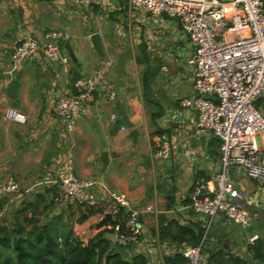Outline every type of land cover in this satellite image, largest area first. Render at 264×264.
<instances>
[{
	"label": "crops",
	"instance_id": "1",
	"mask_svg": "<svg viewBox=\"0 0 264 264\" xmlns=\"http://www.w3.org/2000/svg\"><path fill=\"white\" fill-rule=\"evenodd\" d=\"M71 5L67 0H0V177L18 185L13 198L0 201V212L14 201L13 215L29 204V215L36 213L42 221L61 215L83 243L105 232L104 237L115 244L114 231L109 232L112 222L103 220L111 203L109 192L122 193L141 210L143 241L119 252L128 260L142 255L147 264H163L164 257L181 254L192 245L178 244L170 235H177L180 228L203 234L204 220L188 208L190 195L195 186L212 182L219 168L218 138L196 134L193 110L181 105L195 96L189 64L192 45L175 19L146 13L127 0H99L92 7L76 6L79 14L69 18L73 21L64 29L71 51L64 48L67 65L47 64L39 56L13 69L8 54L15 44L24 36L58 28L59 15L68 20ZM93 33L99 34L103 45L102 66L90 41ZM96 69H104L108 85L83 105L80 117L67 130L55 116V102L72 91L77 78ZM11 82L17 84L13 96L7 91ZM112 89L115 99L109 100ZM8 108L23 112L25 122L6 120ZM133 130L135 141L130 137ZM159 135L171 142L167 158L156 156ZM69 164L78 178L95 181L97 206L60 197L53 180ZM232 174L247 201L246 211L253 220L259 218L264 185L242 170ZM263 221L243 233L220 218L211 227L205 248L215 245V251L219 247L226 251V245L245 259L249 239L261 237L256 233L263 231ZM204 254L207 260L209 252Z\"/></svg>",
	"mask_w": 264,
	"mask_h": 264
},
{
	"label": "built area",
	"instance_id": "2",
	"mask_svg": "<svg viewBox=\"0 0 264 264\" xmlns=\"http://www.w3.org/2000/svg\"><path fill=\"white\" fill-rule=\"evenodd\" d=\"M74 6L92 7L99 0H67ZM129 6L155 16L177 20L192 45L189 64L192 67L193 98L181 105L194 112L196 134L211 133L219 141V168L212 182L195 186L188 208L204 220L200 240L184 247L183 264H205L203 251L214 222L222 218L228 224L247 230L252 216L244 208L245 197L233 180L234 170L264 185V7L261 0H127ZM69 36L64 31L45 30L38 36L21 38L8 54L13 69L41 56L47 64L67 65L63 53ZM104 69L77 78L72 91L60 96L54 106L58 122L71 130L80 117L84 104L107 87ZM214 96L215 100L203 96ZM115 99L114 90L107 93ZM6 120L23 123L26 115L8 108ZM113 118V117H111ZM156 156L167 158L171 142L165 135L155 140ZM70 163V162H69ZM62 199L95 207L94 180L75 176L69 164L65 172L53 180ZM18 192L11 179L0 177V201ZM107 213L113 222L122 212L125 227L114 226V242L118 247L140 246L143 232L138 223L141 210L133 207L125 194L109 192ZM247 202V201H246ZM254 237L249 239L252 244Z\"/></svg>",
	"mask_w": 264,
	"mask_h": 264
},
{
	"label": "trees",
	"instance_id": "3",
	"mask_svg": "<svg viewBox=\"0 0 264 264\" xmlns=\"http://www.w3.org/2000/svg\"><path fill=\"white\" fill-rule=\"evenodd\" d=\"M32 205L24 206L17 210L12 217L10 225L0 224V264H147L142 255L128 258L123 256L116 244L104 237L105 232H100L86 243L81 242L71 230L69 224L62 221L61 215H56L49 220H40L36 213L29 215L27 210ZM46 209V208H45ZM82 220V219H80ZM124 230L125 215L122 210L111 223ZM189 234V238L182 235ZM159 235V239L163 236ZM202 235H195L187 229L180 228L177 235H170L172 241L178 244L184 241L197 243ZM220 248L209 251L205 264H212L216 259L217 264H264V239L256 238L248 244L250 263L229 250ZM227 254V258H225ZM186 261L182 254L164 257L163 264H183Z\"/></svg>",
	"mask_w": 264,
	"mask_h": 264
},
{
	"label": "rangeland",
	"instance_id": "4",
	"mask_svg": "<svg viewBox=\"0 0 264 264\" xmlns=\"http://www.w3.org/2000/svg\"><path fill=\"white\" fill-rule=\"evenodd\" d=\"M54 4L58 5V2H56ZM71 6H72L71 8H68L67 7L68 10L70 11L69 16H68V20L66 18H64L63 15H59V21L61 22V25L58 28H55V30L64 31V29H66L68 27V24L70 25V23H72V21H73L72 19H69V18H71V17H74V18L77 17V15L79 14L80 11L76 8V6H74V5H71ZM63 53L66 54L64 51H63ZM14 196L11 195V197H9V199L10 198H13ZM6 199H8V198H6ZM14 199L16 200V198H14ZM259 201H260V204L257 205L258 206L257 208H258V211L260 213H259V218L257 217V219L260 220V221H262V219L264 218V198L263 199L260 198ZM14 203H15V201L13 203H10V204L7 203L8 204V208H5L3 210V213L0 212L1 213V215H0V224H6V225H10L11 224L12 217H13V212H14L13 209H15V207H16V205H15L16 203L15 204ZM4 204H5V202H4ZM244 208L247 209V207L245 205H244ZM257 219H254L253 220V218H252V220H253L252 221V224H251V229L252 230L255 228L254 226L256 225V223L258 224V220ZM263 225H264V221H263ZM239 230H242V229H239ZM242 231H243V233H246L245 230H242ZM260 235H261L260 238L261 239L262 238L264 239V226H263V231L261 232V234L260 233H256V236L257 237L260 236ZM209 248L210 249H214V251L217 249V248H215V245H209ZM209 248L206 246V248L203 251V254L205 252H209L210 251ZM220 248H222V247H219L218 249H220ZM232 254L238 255V256L243 255L240 252H239V254H237V253H232ZM246 254L247 255H245L244 258H245V260H247L248 263H250L251 262L250 261V259H251L250 258V253L248 252V249L247 248H246ZM225 258H227V254H225ZM205 261H206V259H205ZM212 264H217L216 263V259H213L212 260Z\"/></svg>",
	"mask_w": 264,
	"mask_h": 264
},
{
	"label": "water",
	"instance_id": "5",
	"mask_svg": "<svg viewBox=\"0 0 264 264\" xmlns=\"http://www.w3.org/2000/svg\"><path fill=\"white\" fill-rule=\"evenodd\" d=\"M90 41L92 43V46H93L95 52L98 54V56L100 57V59L102 61V64L100 65V66H102L103 63H104V52H103V45H102V42H101L99 34L93 33L90 36ZM64 48L69 51V54H71V51H70V48H69V44L67 42L64 44ZM118 82H119V80H116V82H115V90H116V94L119 95V92L117 90ZM16 88H17V84L14 83V82H11L7 86V91L13 96L15 94ZM203 98L204 99H208V100H215L214 96L204 95ZM0 134H1V128H0ZM130 137L133 139V141H135L137 139V132L135 130H133L130 133ZM107 161H108L107 154H106L105 151H103L101 153V162L105 166L107 164ZM103 221L113 222L110 214H105V217H104ZM128 261H130V260H128Z\"/></svg>",
	"mask_w": 264,
	"mask_h": 264
}]
</instances>
